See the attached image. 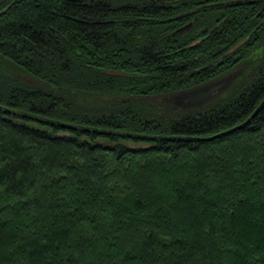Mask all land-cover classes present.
Listing matches in <instances>:
<instances>
[{
    "label": "trees",
    "instance_id": "obj_1",
    "mask_svg": "<svg viewBox=\"0 0 264 264\" xmlns=\"http://www.w3.org/2000/svg\"><path fill=\"white\" fill-rule=\"evenodd\" d=\"M263 100L264 0H0V264H264Z\"/></svg>",
    "mask_w": 264,
    "mask_h": 264
},
{
    "label": "water",
    "instance_id": "obj_2",
    "mask_svg": "<svg viewBox=\"0 0 264 264\" xmlns=\"http://www.w3.org/2000/svg\"><path fill=\"white\" fill-rule=\"evenodd\" d=\"M245 40H243L240 43H243ZM196 42H194L195 44ZM194 44L190 46H194ZM238 46V45H237ZM232 52V50L230 51ZM108 73L114 74V75H128L126 72H121V71H107ZM230 77L229 78H224V79H218V81L210 82L207 83V85L203 87H198L194 90H189L185 91L184 93L176 94L174 97L175 103L178 106L181 107H186V106H192V105H197V103H201L204 101H207L209 98L213 97L215 94L219 93L221 90L226 88L229 85ZM264 106V100L259 104L257 109L253 112L250 118L242 122V124L236 125L234 127H231L230 130L220 132V134H216L211 136L210 138L214 137H220L221 135L232 133V131L242 129L244 125L249 123L253 117L260 111V109ZM68 127H74L71 124H65ZM127 135H132L128 134Z\"/></svg>",
    "mask_w": 264,
    "mask_h": 264
},
{
    "label": "rangeland",
    "instance_id": "obj_3",
    "mask_svg": "<svg viewBox=\"0 0 264 264\" xmlns=\"http://www.w3.org/2000/svg\"><path fill=\"white\" fill-rule=\"evenodd\" d=\"M174 96H175V94H174ZM174 96H173V101H175V100H174V98H175Z\"/></svg>",
    "mask_w": 264,
    "mask_h": 264
}]
</instances>
